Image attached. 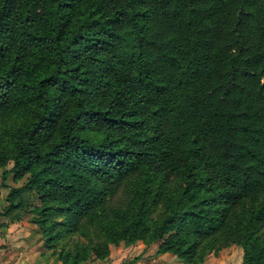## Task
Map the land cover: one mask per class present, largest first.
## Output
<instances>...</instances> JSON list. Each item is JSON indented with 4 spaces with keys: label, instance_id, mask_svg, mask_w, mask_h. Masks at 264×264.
<instances>
[{
    "label": "trees",
    "instance_id": "16d2710c",
    "mask_svg": "<svg viewBox=\"0 0 264 264\" xmlns=\"http://www.w3.org/2000/svg\"><path fill=\"white\" fill-rule=\"evenodd\" d=\"M9 161L26 181L4 214L35 203L48 240L95 227L99 258L144 237L187 264L228 243L264 264V0H0Z\"/></svg>",
    "mask_w": 264,
    "mask_h": 264
},
{
    "label": "rangeland",
    "instance_id": "374dc122",
    "mask_svg": "<svg viewBox=\"0 0 264 264\" xmlns=\"http://www.w3.org/2000/svg\"><path fill=\"white\" fill-rule=\"evenodd\" d=\"M11 168V161L0 167V246L5 245L0 257L2 264H64L60 257L62 249L71 255L78 252L77 264H187L171 252L157 254L160 242H152L144 237L130 245L124 241L111 243L108 254L99 258L93 248L101 245L103 238L98 235L95 227H83L76 233L62 234L57 241L48 240L44 230L36 223L40 216L33 211L35 203L10 216L4 214L10 190L21 187L26 181V177L14 180L9 171ZM128 195L125 185L118 187L113 203L121 205L131 199ZM164 213L162 206L157 207L151 213L149 223L162 218ZM17 214L19 219L14 217ZM52 218L61 220L55 212ZM242 259L243 249L237 243L207 244L203 247L200 259L188 264H241Z\"/></svg>",
    "mask_w": 264,
    "mask_h": 264
},
{
    "label": "crops",
    "instance_id": "0c3cea01",
    "mask_svg": "<svg viewBox=\"0 0 264 264\" xmlns=\"http://www.w3.org/2000/svg\"><path fill=\"white\" fill-rule=\"evenodd\" d=\"M4 248H5V245H2V246H0V257H1V251H3L4 250ZM0 264H2V262L0 261Z\"/></svg>",
    "mask_w": 264,
    "mask_h": 264
}]
</instances>
